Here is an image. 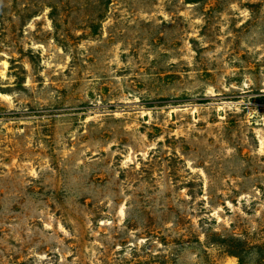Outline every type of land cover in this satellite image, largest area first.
I'll return each mask as SVG.
<instances>
[{"label": "rangeland", "instance_id": "1", "mask_svg": "<svg viewBox=\"0 0 264 264\" xmlns=\"http://www.w3.org/2000/svg\"><path fill=\"white\" fill-rule=\"evenodd\" d=\"M0 264H264V0H0Z\"/></svg>", "mask_w": 264, "mask_h": 264}]
</instances>
